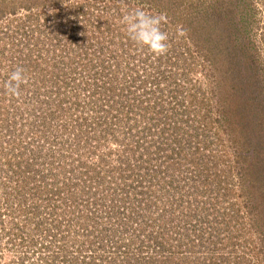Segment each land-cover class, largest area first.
Segmentation results:
<instances>
[{
  "label": "rangeland",
  "instance_id": "374dc122",
  "mask_svg": "<svg viewBox=\"0 0 264 264\" xmlns=\"http://www.w3.org/2000/svg\"><path fill=\"white\" fill-rule=\"evenodd\" d=\"M0 264H264V0H0Z\"/></svg>",
  "mask_w": 264,
  "mask_h": 264
},
{
  "label": "clouds",
  "instance_id": "9594fccd",
  "mask_svg": "<svg viewBox=\"0 0 264 264\" xmlns=\"http://www.w3.org/2000/svg\"><path fill=\"white\" fill-rule=\"evenodd\" d=\"M163 16L153 15L142 9L129 12L123 18L126 31L130 39L142 48H147L156 55H162L167 51V33L161 30ZM24 80L21 69L13 71L9 76L7 89L10 94L19 92Z\"/></svg>",
  "mask_w": 264,
  "mask_h": 264
}]
</instances>
